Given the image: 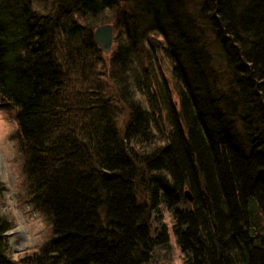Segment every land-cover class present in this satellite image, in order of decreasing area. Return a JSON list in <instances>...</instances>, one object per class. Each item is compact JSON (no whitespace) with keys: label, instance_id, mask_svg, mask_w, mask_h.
Instances as JSON below:
<instances>
[{"label":"trees","instance_id":"16d2710c","mask_svg":"<svg viewBox=\"0 0 264 264\" xmlns=\"http://www.w3.org/2000/svg\"><path fill=\"white\" fill-rule=\"evenodd\" d=\"M0 106L47 223L14 261L0 183V264H264V0H0Z\"/></svg>","mask_w":264,"mask_h":264},{"label":"rangeland","instance_id":"374dc122","mask_svg":"<svg viewBox=\"0 0 264 264\" xmlns=\"http://www.w3.org/2000/svg\"><path fill=\"white\" fill-rule=\"evenodd\" d=\"M17 130L18 124L14 113L0 106V183L2 193L7 198L8 208L16 218V224L12 230L15 231L21 226L28 228L27 241L22 246L14 243L13 238H16L14 231L11 235H7V249L16 262L26 253L38 248L46 237L47 231V223L44 218L39 213L33 212L27 203L26 188L22 181V155L18 149ZM5 167L6 171H4ZM169 220L171 219L167 217L166 221L169 222ZM262 222L264 225L263 220ZM263 232L264 228L259 235L260 243L264 242ZM170 236L169 249L161 246L154 247V255L144 264H183L182 252L174 232H171Z\"/></svg>","mask_w":264,"mask_h":264},{"label":"water","instance_id":"95a60500","mask_svg":"<svg viewBox=\"0 0 264 264\" xmlns=\"http://www.w3.org/2000/svg\"><path fill=\"white\" fill-rule=\"evenodd\" d=\"M95 38L98 45L105 53H111L114 45V27L111 23L100 24L95 29ZM186 196L190 201H193V194L189 189L185 191ZM14 230L6 232V235H11Z\"/></svg>","mask_w":264,"mask_h":264},{"label":"bare ground","instance_id":"6f19581e","mask_svg":"<svg viewBox=\"0 0 264 264\" xmlns=\"http://www.w3.org/2000/svg\"><path fill=\"white\" fill-rule=\"evenodd\" d=\"M7 168H4V171H6ZM27 233H28V228H24L21 226L20 228H17L14 231V235L16 238L14 239V243L17 244L18 246H22L25 241H27ZM19 237V239H17Z\"/></svg>","mask_w":264,"mask_h":264}]
</instances>
